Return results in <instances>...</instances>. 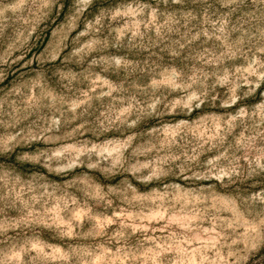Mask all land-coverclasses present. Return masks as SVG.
I'll return each instance as SVG.
<instances>
[{"label": "rangeland", "instance_id": "rangeland-1", "mask_svg": "<svg viewBox=\"0 0 264 264\" xmlns=\"http://www.w3.org/2000/svg\"><path fill=\"white\" fill-rule=\"evenodd\" d=\"M0 264H264V0H0Z\"/></svg>", "mask_w": 264, "mask_h": 264}]
</instances>
